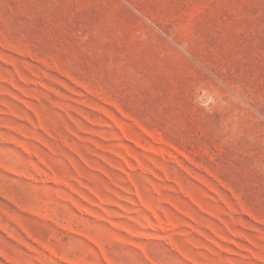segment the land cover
Returning <instances> with one entry per match:
<instances>
[{
	"label": "rangeland",
	"instance_id": "rangeland-1",
	"mask_svg": "<svg viewBox=\"0 0 264 264\" xmlns=\"http://www.w3.org/2000/svg\"><path fill=\"white\" fill-rule=\"evenodd\" d=\"M0 264H264V0H0Z\"/></svg>",
	"mask_w": 264,
	"mask_h": 264
}]
</instances>
